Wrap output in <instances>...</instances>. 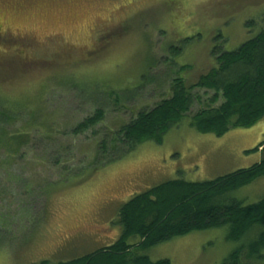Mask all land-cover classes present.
I'll use <instances>...</instances> for the list:
<instances>
[{"label": "rangeland", "instance_id": "obj_1", "mask_svg": "<svg viewBox=\"0 0 264 264\" xmlns=\"http://www.w3.org/2000/svg\"><path fill=\"white\" fill-rule=\"evenodd\" d=\"M263 30L264 0H0V105L20 110L5 125L10 136H27L23 155L0 152V264L93 254L119 239L120 209L134 196L260 164L264 120L221 137L201 134L191 118L214 92L197 88L162 144L146 142L94 170L108 161L120 129L172 96L175 79L196 84L217 66L214 48L235 51ZM99 109L98 124L74 133ZM228 197L258 203L264 176ZM227 235V227L193 232L132 255L223 264L241 245Z\"/></svg>", "mask_w": 264, "mask_h": 264}, {"label": "trees", "instance_id": "obj_2", "mask_svg": "<svg viewBox=\"0 0 264 264\" xmlns=\"http://www.w3.org/2000/svg\"><path fill=\"white\" fill-rule=\"evenodd\" d=\"M212 55L216 67L190 87L182 77L175 79L172 96L140 112L120 129L108 161L94 170L125 159L146 142L162 144L167 132L190 112L195 98L192 91L197 88L214 92L210 106L191 118L192 127L201 134L221 137L233 128H251L264 120V30L235 51L214 48ZM220 100V105L212 106ZM19 113V109L0 105V152L6 156L24 154L21 152L27 136L20 131L10 136L5 127ZM103 115L101 109L97 110L74 133L89 130ZM99 148L103 152L108 150L105 139ZM260 148L264 150V144ZM263 176L264 160L209 182L175 179L160 184L122 206L117 220L121 233L115 244L57 264H170L169 260L153 262L147 255H132V249L147 250L193 232L223 227H227L228 241L241 243L223 264H264V199L245 205L228 197ZM134 238L139 241L131 245L129 242Z\"/></svg>", "mask_w": 264, "mask_h": 264}]
</instances>
